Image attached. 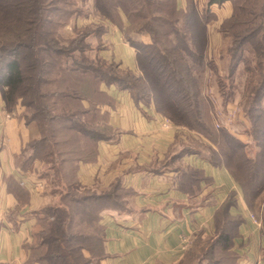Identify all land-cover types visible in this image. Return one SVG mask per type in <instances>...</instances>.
<instances>
[{
    "label": "trees",
    "instance_id": "obj_1",
    "mask_svg": "<svg viewBox=\"0 0 264 264\" xmlns=\"http://www.w3.org/2000/svg\"><path fill=\"white\" fill-rule=\"evenodd\" d=\"M79 1L85 4L89 0H0V95L7 113L19 101L24 102L26 114L18 117L25 121L32 134L19 163L25 169L36 162L41 164L40 176L48 179L46 194L52 197L36 213L32 243L25 244L32 250L26 264H101L105 257L97 211L104 203L79 182L77 166L89 160L92 144L118 138L119 132L109 125V113L104 110L111 101L107 88L112 84L128 89L136 103L154 106L176 127L202 135L208 141L206 158L233 174L244 190L246 202V180L237 176L246 163L258 168L261 162L259 148L262 149L260 136L264 135V122L259 128L257 116L251 122L253 130H257V134L252 133L257 150L254 155L250 154L253 151L247 152L250 142H242L225 126L216 127L212 100L206 93L207 87L201 84V73L208 68L205 52L211 6L230 1L235 6L231 18L237 12H247L253 17L251 25L254 26L233 35L228 49L229 84L226 87L217 75V86L223 98L229 95L224 100V104L228 103L241 89L235 78L241 65H245L242 71L247 78L242 89L247 99L244 110H248L249 116L261 110L264 10L257 14L243 4L236 5L241 0H208L202 11L194 0H187L185 8L179 6L178 0H93L95 10L104 20L114 23L121 14L126 16L128 26L122 27L125 36L127 31L150 34V42L143 44L131 41L129 35L126 37L136 50L139 73L128 70L129 77L125 78L105 68L119 65L87 58L89 47L85 41L89 33L78 34L75 39L60 34V28L66 24L62 18L81 13ZM254 20L259 23L255 24ZM233 26L240 25L233 23ZM99 27L102 29L98 34H104L103 27ZM252 39L259 41L251 43ZM245 44L250 47L244 48ZM242 49L256 57L245 58ZM43 58L47 61H42ZM29 70L36 72L34 84L30 85V76L26 73ZM29 90L32 94L27 99L24 95ZM40 117L42 122L37 121ZM182 143V153H201ZM235 153L241 162L236 161ZM259 174L257 170L253 183L258 181ZM254 189L261 191L258 187ZM16 191L22 200H28L20 189ZM224 212L219 214L217 224L222 220L237 229V221H229ZM232 228L228 231L223 228L214 242L233 246L237 234L232 233Z\"/></svg>",
    "mask_w": 264,
    "mask_h": 264
},
{
    "label": "crops",
    "instance_id": "obj_2",
    "mask_svg": "<svg viewBox=\"0 0 264 264\" xmlns=\"http://www.w3.org/2000/svg\"><path fill=\"white\" fill-rule=\"evenodd\" d=\"M213 7L222 17L232 14L229 1ZM219 37L213 30V45L222 47ZM109 43L101 57L138 74L136 50L122 34L114 33ZM107 91L111 101L104 110L118 138L92 144L89 160L77 166L79 182L104 203L97 210L105 252L101 264H182L192 239L214 233L224 211L238 223L233 246L242 264H264V213L252 216L233 174L201 153H182L180 136L187 132L154 106L136 103L128 89L115 84ZM244 136L236 134L246 142ZM30 138L25 121L6 112L0 95V264H26L36 213L52 200L41 164L25 169L19 163Z\"/></svg>",
    "mask_w": 264,
    "mask_h": 264
},
{
    "label": "rangeland",
    "instance_id": "obj_3",
    "mask_svg": "<svg viewBox=\"0 0 264 264\" xmlns=\"http://www.w3.org/2000/svg\"><path fill=\"white\" fill-rule=\"evenodd\" d=\"M197 6L202 11L205 8L206 3L208 0H194ZM230 5L232 6V14L235 13V6L232 2H230ZM178 4L181 8H185L188 4L187 0H178ZM245 5L250 9L251 11L256 12L259 14L260 11L264 10V0H241L236 5ZM61 4H58L60 6ZM219 6V5H218ZM221 6V5H220ZM212 7V14L211 19L209 21V27L207 32V48L205 52L206 60L205 62L208 63V68L206 71L202 74L201 77V84L203 88H206V93L210 96V99L212 100L211 107H213V117H214V123L216 124L217 128L221 127H227L231 130V132L236 136V134L240 135L243 134L244 140L246 142H250L249 146L247 147V152L249 153L252 149L253 151L250 152L254 155V151H256V146L253 143L254 139L252 137V133L257 134V130H253V119L257 116L258 118V128L261 127L264 122V100L262 101L263 108L261 110L255 111L252 116H249L248 110H244V106L246 104V96L243 94V85L247 83L246 75L242 73L243 68L245 65H241L239 68V72L235 78V81L240 84L241 89L240 91H237L235 96L230 99V101L226 104H224V100L229 96H224L220 94V91L217 86V81L219 79L217 78V75L221 77V81L226 87L229 84V80L227 79L229 73V67H230V61L231 56L229 55V47L232 45V38L233 35L236 34H242L244 29L249 26H254L252 24L253 17L247 12L246 13H236V16L233 18L232 14L227 17H222V13L220 14L219 11H217V7ZM78 8L81 9V13L76 12L72 18L71 16H67L65 18H62L63 21L66 23L63 27L60 28V34L63 37L67 38H73L75 39L78 34L83 33H89V36L86 38L85 44L89 47V49L86 51V56L90 60H105L110 63H114V65H119L115 61L106 60L101 57L100 52L104 51L106 49H109V46H111V43H109V38L112 37L114 33H120L122 34V40L124 43H127L129 46L133 47L128 41H126V37L131 39V41L138 42L139 44L148 43L150 42V34H148L145 31H142L141 33L136 34L135 32H128V35L125 36L122 32L123 26L127 25V19L124 14H121L116 22H111L104 20L95 10L93 6V0H89L87 3H82L79 1ZM255 21V20H254ZM233 23H239L240 26H233ZM259 22L255 21V24H258ZM102 26L104 29V34H98V30L102 29L99 26ZM231 26V28H230ZM228 29L226 32L224 30ZM213 30L216 32L219 31L222 34V37L218 38V41L222 43V47H218L219 45L217 43L216 46L213 44V40H211V35ZM224 31V32H223ZM160 36V35H159ZM158 38V37H157ZM225 41H224V40ZM257 40V41H256ZM251 43L257 44L259 41L258 39H252L250 40ZM248 46V47H247ZM250 45L245 44L244 48H249ZM134 48V47H133ZM135 49V48H134ZM244 51V49H242ZM243 56L245 58H255L256 56L252 54L251 52H247L246 50L243 52ZM47 61L46 58H43L42 61ZM97 63V62H96ZM251 63V62H250ZM246 64V63H245ZM252 66H256L255 62L251 63ZM97 66V65H96ZM98 67V66H97ZM110 67H113L112 69ZM47 67H45L46 69ZM107 70L111 71L112 73L122 76V77H129V74L127 73L128 70L117 69L115 66H108L105 67ZM134 72V71H133ZM27 76L29 75L28 84H34V75L35 71L29 70L26 72ZM44 76L47 78V75L44 74ZM131 77V76H130ZM234 81V82H235ZM52 92V91H51ZM30 93L32 94V91L29 90L26 92V98L28 99L30 96ZM24 102L19 101L13 109H11V114H16L19 116V114H26V108L24 107ZM43 103V102H41ZM224 104V106H223ZM43 105V104H42ZM6 110V109H5ZM30 111V110H29ZM252 117V118H251ZM165 120L167 122L171 123V125H174L167 116H165ZM43 118H38L37 121L42 122ZM176 126V125H174ZM256 129V127H255ZM31 131V130H30ZM187 134L181 135L180 137H183V141L185 142V145L192 146L191 148H194L196 151H201V154L204 157H207L209 155L207 150V144L208 141L205 140V138L200 135L197 132H189L185 129ZM32 134V133H31ZM247 134V136H246ZM192 138V140L190 139ZM203 139V140H202ZM260 139L262 141V149L261 150V157L260 159V166L258 168L254 166L252 163H246L243 165L240 169V174H238L237 177L245 179V187L247 190V205L251 208L250 212L252 216L259 215L261 212L264 213V135L262 137L260 136ZM205 140V141H204ZM242 141V140H241ZM243 142V141H242ZM244 142V143H246ZM181 146V145H180ZM28 146L27 144H24V149H26ZM175 149H178V146H176ZM229 150V149H228ZM236 153L234 154V157L237 162H241L240 158H237ZM259 171L258 175V181L253 183L251 180L255 177L256 171ZM252 182V183H251ZM249 186V187H248ZM258 187L261 189L260 192H255L254 187ZM49 189V186L47 187V190ZM257 191V190H256ZM256 193V194H255ZM262 214V213H261ZM224 220V219H223ZM232 224H228L225 222H219L217 224L216 230L214 233L210 234L209 237H202V235H196L192 241L193 244L191 245L186 259L182 262V264H242L240 255L236 252V248L232 245H228L224 243L223 241H220L218 243L214 242L215 237L220 231L224 228L225 231L230 230L232 228ZM39 229V227L37 228ZM232 233L237 234V229L232 228ZM34 238V237H33ZM39 239V238H38ZM30 242L29 244H31ZM30 248V247H29ZM29 248H26L28 253V258L32 255V250Z\"/></svg>",
    "mask_w": 264,
    "mask_h": 264
}]
</instances>
